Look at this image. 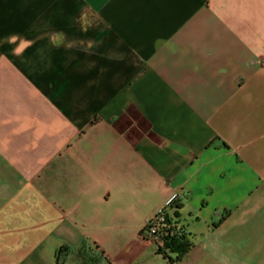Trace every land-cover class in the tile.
Returning <instances> with one entry per match:
<instances>
[{
    "label": "crops",
    "instance_id": "1",
    "mask_svg": "<svg viewBox=\"0 0 264 264\" xmlns=\"http://www.w3.org/2000/svg\"><path fill=\"white\" fill-rule=\"evenodd\" d=\"M172 194L174 262L140 236ZM83 243L264 264V0H0V264Z\"/></svg>",
    "mask_w": 264,
    "mask_h": 264
},
{
    "label": "built area",
    "instance_id": "2",
    "mask_svg": "<svg viewBox=\"0 0 264 264\" xmlns=\"http://www.w3.org/2000/svg\"><path fill=\"white\" fill-rule=\"evenodd\" d=\"M175 194L155 208L153 212L147 215L144 219L143 225L140 229V236L142 239L151 241L157 246H162L164 243V236L174 230H183L178 221L169 219V211L173 208ZM185 230V228H184Z\"/></svg>",
    "mask_w": 264,
    "mask_h": 264
},
{
    "label": "trees",
    "instance_id": "3",
    "mask_svg": "<svg viewBox=\"0 0 264 264\" xmlns=\"http://www.w3.org/2000/svg\"><path fill=\"white\" fill-rule=\"evenodd\" d=\"M177 206V203L174 202L173 208H176ZM169 219H172L171 216ZM181 227L183 230H174L173 233L170 232L169 228V232L164 236L163 245L158 246V251L161 252L163 256L167 257L170 262L179 260L189 246V243L186 240V231L184 230V226L182 224ZM76 251L81 260V264H95L97 262V259L90 254L88 247L84 243L77 247ZM170 252H173L174 256H171L169 254Z\"/></svg>",
    "mask_w": 264,
    "mask_h": 264
}]
</instances>
